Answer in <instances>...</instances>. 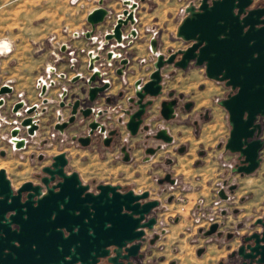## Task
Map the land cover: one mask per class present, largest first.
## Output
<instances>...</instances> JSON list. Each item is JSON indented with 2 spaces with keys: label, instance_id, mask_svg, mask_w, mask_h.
Masks as SVG:
<instances>
[{
  "label": "flooded vegetation",
  "instance_id": "flooded-vegetation-1",
  "mask_svg": "<svg viewBox=\"0 0 264 264\" xmlns=\"http://www.w3.org/2000/svg\"><path fill=\"white\" fill-rule=\"evenodd\" d=\"M119 1L123 8L116 18L111 17L112 12L108 9L110 14L95 29L92 30L87 22L90 31H93L91 38L94 40L86 38L85 33L89 30L82 33L89 41V46L93 49L91 51L97 52L98 48L103 46L104 51L101 53L103 58L108 52L112 53L111 66L102 61L94 63V67H100L106 75L102 79L97 78L91 86L102 87L107 84L106 90L98 93L94 100L90 99L91 86L88 84L93 76L88 56L91 51H87L86 48L75 49L67 45L60 47L54 54L56 62L42 70L36 82L37 101L33 104L26 95L15 99V88L11 81L0 84V89L5 85L13 89L11 94L0 96V101L3 102L0 105V131L5 129L6 134L5 142L0 141V158L18 157L20 153H24L31 166L30 177L16 183L9 177L7 169L0 168L6 170L11 187L7 189L4 182L0 181V186L4 188L0 201L6 199L0 202V213L4 212L5 208L12 209L4 213L0 222V264H47L52 259L59 264H73L68 258L61 259L66 246L76 247L83 245L85 241L83 239L68 241L67 228L75 231L80 227L83 228V216L93 214L100 200L106 201L108 198L110 199L108 202H112L114 193L126 195L130 191H133L134 196L139 197L147 194V197L135 201L139 204V208L146 209L150 207L151 202H157L145 219V222L155 219L153 228H146L141 240L128 243L120 252H116L115 247L109 248V255L101 258L97 264L163 262V256H160L159 260L152 259V256L155 248L159 247L158 243L167 235L169 221L174 222V219L167 220L158 216H164L170 211V206L178 201L177 191L187 194L192 189L191 186L179 181L174 173L179 156L188 155L190 149L188 139L180 141L178 126L191 128L193 132L199 121L194 115L195 103L184 93L172 88L167 89L168 82L176 79L178 71L183 70L176 66L182 55L178 54L173 63L165 64L161 69L162 92L158 97H148L143 101L146 103L151 100L152 104L147 106L142 116H137L140 110V105L137 103L140 99L136 97V86L142 87L150 81L159 56L163 55V60L167 61L174 53L187 49L192 43H187L184 49L169 48L167 54L163 53L158 36L154 35L147 39L146 29L141 27L139 8L146 0H140V3L131 0L132 3L138 4L134 17L123 16L122 19L120 16L129 9V6L122 0ZM197 1V5L190 3L184 12L192 5L198 9L200 0ZM103 7L107 8L105 0ZM263 7L264 0H255L250 9ZM119 21L122 23L121 44H118L115 38L106 41V36L113 35ZM77 36L79 37L78 34ZM61 61L67 66L64 69L60 68ZM70 73H73V76ZM103 79L107 82L102 83ZM218 83L225 85L223 82ZM43 86L45 91L42 95ZM227 88L230 90L226 98L236 92L230 87ZM20 102H24V107L14 113L15 105ZM163 102L169 104L175 102L169 119L162 114ZM33 107H37V110L31 115H26L25 109ZM38 113L42 114L37 117ZM166 114H169V111H166ZM203 116L207 120L209 113ZM26 117H35V121L38 122V128L32 135L26 128L20 126L21 121ZM199 118H202V114ZM131 120L132 126L129 128L128 124ZM256 124L260 125V130L256 129L254 137L248 141L261 140L263 146L259 151V167L253 173L247 174L238 170L247 167L249 163L245 162L246 157L240 152L231 153L225 149L229 138L225 142V152L235 155L234 164L225 171L228 170V173L234 175L235 181L232 182L227 178L228 173H226L218 192L223 201L230 200L231 196L241 188L242 181L256 176L262 168L264 117L259 115ZM133 130L136 133H133ZM222 146L223 144H219L218 148L221 149ZM92 162L128 168L150 165L154 169L151 181L156 185V191L147 188L136 190L128 181L121 183L99 181L97 178L86 179L84 173L88 172L86 169L92 166ZM75 173L77 176L72 177ZM123 176L124 180L129 179L126 175ZM110 187L116 189L112 190L113 188ZM102 193H106L107 197L100 198ZM153 193L156 196H153ZM252 198V194L246 193V196H241L239 201L244 204ZM179 200L188 203V198ZM239 209L235 210L236 215L240 213ZM225 215L226 212L223 216ZM259 220H264V209L261 215L250 219L251 232L243 236L240 235L239 230L245 227V222L239 224L238 230L224 233L221 222L217 220L211 222L207 228L200 229L199 233L205 238L215 237L224 240L225 247L230 252L227 258H221L218 264L250 263L249 260L239 256L238 252L240 248L245 247V253H248V245H254V241L246 242L245 238L262 232V225L257 223ZM213 223L219 224L218 234L207 236L206 232ZM21 228L27 231H21ZM258 229L260 230L257 231ZM236 240L240 241L237 248H234L232 246ZM137 244L139 246L134 247ZM127 247L129 250L125 251ZM207 248L199 247L197 255L199 249H205L201 256L198 255L204 256ZM127 254L134 256L125 257ZM252 262L259 264L257 259H253Z\"/></svg>",
  "mask_w": 264,
  "mask_h": 264
},
{
  "label": "water",
  "instance_id": "water-1",
  "mask_svg": "<svg viewBox=\"0 0 264 264\" xmlns=\"http://www.w3.org/2000/svg\"><path fill=\"white\" fill-rule=\"evenodd\" d=\"M122 1L129 6V9L123 12L120 19L123 16L133 18L138 4L132 3L131 0ZM254 1L200 0L198 9L193 5L188 7L185 11L186 16L177 28L176 37L192 44L187 49L174 53L167 61L163 60V55L159 56L155 65L156 70L150 81L142 87L136 86V97L140 99L137 103L140 105L137 116H142L146 112L147 106L152 104L151 100L146 103L143 101L148 97H158L162 92L161 69L165 64L173 63L177 55L180 54L182 58L176 63L180 69L186 70L190 63L194 62L197 67L205 68L208 79L223 82L226 87L236 91L221 100L219 105L228 112L231 127L225 149L231 153L240 152L242 156L246 157L245 162L249 165L245 168H238V170L247 174L253 173L259 167V151L263 146L261 140L248 141L254 137L256 129L260 130V125L256 124L258 116L264 117V7L250 9L254 5ZM103 4L104 0H100L99 7L87 16V22L92 30L110 14ZM121 26L122 23L119 21L113 35L106 36V41L115 38L117 43L121 44ZM92 30L86 32L85 36L94 40L91 38ZM103 51V46H100L97 52L91 51L88 54L90 70L93 71V76L88 81L90 86L97 78L102 79L106 75V72L101 71L100 67H94L95 62L102 61L108 66L112 65V53L108 52L103 58L101 56ZM106 82L107 80L103 79L102 83ZM106 88L107 84L102 87L91 86L89 89L90 99L94 100L96 95L104 92ZM44 91L45 87L43 86L42 95ZM12 92L13 89L5 85L0 89V96ZM2 104L3 102L0 101V105ZM174 104L175 102L170 104L163 102L162 114L166 119L171 118L170 113L173 111ZM23 107L24 102L16 104L14 113ZM35 110L37 107L25 109V114L31 115ZM166 111H169V114H166ZM41 114L38 113L37 117ZM132 120L128 124L129 128L132 126ZM139 122L141 123V121ZM37 124L35 117H26L21 121L20 126L26 128L32 135L38 128ZM133 133L136 131L133 130ZM76 176L75 173L72 177ZM0 181L4 182L7 189H11L5 169L0 170ZM110 189L115 190L116 187H110ZM3 190L4 188L0 186V196L3 195ZM112 196V202H108L110 200L108 198L106 201L100 200L98 208L93 214L83 216V228L80 227L77 231L67 228L68 241L83 239L85 242L76 247L67 245L66 251L61 257L62 260L68 258V261L73 264H97L101 258H106L109 255V248L115 247V251L120 252L128 243L141 240L145 235L146 228H153L155 219H151L150 222H145V219L157 202H151L150 207L146 209L139 208V204L135 203L141 197H147V194L139 197L134 196L133 191H130L126 195L114 193ZM101 197H107L106 193H102ZM1 201H6V199L3 198ZM11 210V208H5L4 212L0 213V222L4 213ZM257 223L262 225V232L245 238L246 242L254 241V245H248V253H245V247L240 248L238 252L244 260L250 261V263L243 264H253V259H257L259 264H264V220H259ZM218 228L219 224L213 223L206 235L218 234ZM22 230L27 231L21 228ZM138 246L139 244L134 247ZM128 250L127 247L125 251ZM204 251L205 249H199L198 255L201 256ZM130 256L134 255L127 254L125 257ZM47 264L59 263L52 259Z\"/></svg>",
  "mask_w": 264,
  "mask_h": 264
},
{
  "label": "rangeland",
  "instance_id": "rangeland-1",
  "mask_svg": "<svg viewBox=\"0 0 264 264\" xmlns=\"http://www.w3.org/2000/svg\"><path fill=\"white\" fill-rule=\"evenodd\" d=\"M99 1L0 0V41L11 38L7 36V33L10 32L18 44L24 45V49H21L19 45L9 54H0V74L4 76L3 79L0 76V84L7 81L5 77L8 75L5 71L7 69L6 60L11 54L21 56L20 53H24L22 57L26 60L29 58L31 60L33 58L35 61L41 60V53L51 49L55 50L54 47L59 48L62 42L66 40L65 36L68 31L89 29L86 26V16L99 7ZM105 1L107 9L112 12L111 17L116 18L121 13L122 3L119 0ZM135 1L140 3V0ZM192 2L198 4L197 0H146L140 5L138 15L141 17V27L146 29L147 39L154 35L158 36L161 42L160 49L163 53L167 54L169 48L178 50L187 47V43L176 37V32L185 17V8ZM3 31L5 32L3 33ZM3 66L4 69H2ZM1 70H4V74L1 73ZM175 78L172 82H168L167 89L172 88L184 93L188 99L193 101L195 103V118L199 121L195 131L190 132L189 154L179 158L180 166L176 167L178 169L176 178L179 181H184V183L185 178L194 183L196 194L201 191H206L208 194L209 188H213L211 193H216L215 198L219 202L221 201L218 195L220 185L226 173L229 172L225 169L235 162V155L226 153L224 150L231 128L228 112L218 103L226 98L230 89L224 84L207 79L205 69L197 67L195 63H192L184 73L179 70ZM206 113H209L207 120L203 116ZM200 114H202V118H199ZM4 131V129L0 131V141L3 143L5 142L4 137H6ZM219 144H223L221 149L218 148ZM26 158L27 155L24 153H20L18 157L0 158V168L7 169L9 177L14 179L15 183L25 180L30 177L31 172L29 160ZM92 163V166L86 169L88 172L84 173L86 179L97 178L99 181L121 183L128 181L136 190L140 191L147 188L153 192L156 191V185L151 181V177L154 176V169L150 165L128 168ZM181 172L185 174V178L180 175ZM123 175L129 179L124 180ZM227 178L232 182L235 181V176L230 173H228ZM246 193L252 194L253 198L244 204L245 208L241 207L239 211L251 212L252 218L261 215L264 209V163L256 176L242 181L237 196H234L237 198L236 204L227 206H241L239 199L241 196H246ZM153 196L156 194L153 193ZM213 207H218V205L213 204L211 208ZM170 208L168 213L158 217H164L167 220L174 219L175 216H179L176 213L177 210L181 213L187 210L184 203L174 204ZM203 209L205 208L199 210L201 215L182 233L178 234L179 229L175 227L174 222L169 221L167 235L158 243L159 247L155 248L152 259L159 260V257L163 256V264H171L172 262H176V264H218V261L221 260L220 252H214L207 248L204 256L199 257L197 255L199 247H208L209 245L208 239L199 233V229H205L211 223L210 219L204 217L203 212H207V210ZM217 217H220L219 212L215 213L211 219L219 221L220 218ZM220 222L222 223L221 220ZM175 238H177L176 241ZM239 241L236 240L232 247L237 248ZM222 247L216 248L223 250L221 254H225L226 259L229 253L226 252L225 246Z\"/></svg>",
  "mask_w": 264,
  "mask_h": 264
},
{
  "label": "crops",
  "instance_id": "crops-1",
  "mask_svg": "<svg viewBox=\"0 0 264 264\" xmlns=\"http://www.w3.org/2000/svg\"><path fill=\"white\" fill-rule=\"evenodd\" d=\"M87 16H86V26H87V28H89V26L87 24ZM89 29H77L74 31H68V33L65 36L66 40L64 42H62V44L59 46V48L54 47V48H56L55 50L51 49L48 52L41 53L42 59L41 60L39 59L38 61H35L33 58H32V60L30 58L27 60L24 59V57H22V54H24V53H20L21 56L11 54L8 57V59L6 60L7 69L5 71L8 73V75H6L5 77L7 78V81H11V84L15 88V99H16V97L18 98L20 96L26 95L29 98L31 104H33L37 101V97H36L37 92L35 90L36 82H37L38 78L41 76L40 74H41L42 70L48 68L50 65H52L56 62V59L53 56H54V54H56L58 52L60 47H62L63 45H67V46H69L71 48H75V49L86 48L87 51L93 50L89 46L90 45L89 41L86 40L82 36V33L86 32ZM4 32L5 31H3V33ZM77 34L79 35V37L77 36ZM7 36H10L11 38H8L5 40L3 39L1 41H6V42L8 41L7 43L10 45L9 46L10 48L5 50V51L0 50L1 55L3 53L9 54V53L13 52L14 48L15 49L18 48L19 45H20L21 49H24V45H22L20 43L18 44L10 32L7 33ZM35 53H37V52H35ZM51 55H52V58H51ZM84 61L85 62L87 61L86 57L84 58ZM61 62H62V63H60V64H62L60 66L61 69H64L65 67H67L65 64H63V61H61ZM1 63H2V61H1ZM2 69H4V66L2 67ZM180 71L182 73L185 72L184 70H180ZM1 73L4 74V70H1ZM70 75L73 76V73H70ZM0 76L3 79L4 76L2 74H0ZM211 81H214V80H211ZM194 110H195V106H194ZM183 118H185V116ZM195 128H194L193 132L195 131ZM183 129H184V131H183ZM178 132L179 133L181 132L179 134L180 141H184L186 139H188L190 141V137H191L190 132H192L191 128L186 129L183 125H179L178 126ZM180 157L181 156H179V158ZM178 166H180L179 162H178V165L175 166V172L176 171L178 172V169H176V167L178 168ZM177 172L175 173V177L177 175ZM180 175L184 176L183 178H185V174L183 172H181ZM184 180H185L186 185L191 186L192 189L187 194L183 193L181 191H177V193H176L178 201L174 204L184 203V202L180 201L179 199L188 198V203L187 204L184 203L187 210L186 211L184 210L185 211L184 213H181L179 210H177L176 213H178L177 215H179V216H175V218H174V225L177 229H179L178 234L184 232L185 228L188 229V227H190L192 225V222L194 220H196V218L198 216L201 215L199 210H201L202 208H205L203 210H207V212H203L204 217H206V219H208V220L210 219L211 222L214 221L211 219V217L215 213L219 212L220 217H217V218H220V220L222 221L221 228L224 231V233H226L227 231L238 230L237 227L239 226V224H241L243 222H245V227L239 230L240 235L243 236V235L251 232V231H249L250 225L252 224V222L250 221V219L252 218L251 212L247 211V212H240L238 215L235 214L236 213L235 210L238 208H241V207L245 208L246 206L244 204H246V203L241 204V206H238V205L231 206V207L227 206V205H231V204H236L237 198H234V196H237L238 191L233 196H231L230 200H227V201L221 200L218 202V201H216V198H215L216 193H214V194L211 193V189H213V188H209L210 191L208 192V194L206 193V191L205 192L201 191L199 194H196L194 183L187 180L186 178ZM182 182L185 185L184 181H182ZM213 195H214V197H213ZM213 204L215 206L218 205V207H221V208L220 209L218 207L211 208V206ZM217 209H219V211H217ZM224 212H226L225 216H223ZM220 220H219V222H220ZM228 229H230V230H228ZM259 230L260 229H258L257 231H259ZM193 234H194V231H193ZM207 239L209 241L208 249L212 250L214 252H216V251L220 252L219 254L221 255V258H225L226 255L221 254L223 250L216 248V247L223 248L222 246H225L224 240L223 239L218 240L215 237H208ZM176 240H177V238H175V241ZM226 252L229 253L230 251L227 250ZM163 263H164V261L161 262L160 264H163Z\"/></svg>",
  "mask_w": 264,
  "mask_h": 264
},
{
  "label": "bare ground",
  "instance_id": "bare-ground-1",
  "mask_svg": "<svg viewBox=\"0 0 264 264\" xmlns=\"http://www.w3.org/2000/svg\"><path fill=\"white\" fill-rule=\"evenodd\" d=\"M8 42V41H7ZM6 41H1L0 42V50H7V49H9L10 47V45L7 43ZM218 121V120H217Z\"/></svg>",
  "mask_w": 264,
  "mask_h": 264
}]
</instances>
